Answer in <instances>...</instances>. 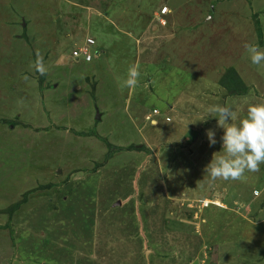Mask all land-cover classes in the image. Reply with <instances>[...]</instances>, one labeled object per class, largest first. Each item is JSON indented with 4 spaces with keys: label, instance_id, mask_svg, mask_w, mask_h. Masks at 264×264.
<instances>
[{
    "label": "rangeland",
    "instance_id": "1",
    "mask_svg": "<svg viewBox=\"0 0 264 264\" xmlns=\"http://www.w3.org/2000/svg\"><path fill=\"white\" fill-rule=\"evenodd\" d=\"M88 37L104 51L76 61ZM247 43L264 51V0H0V264H264V164L244 181L205 172L223 134L208 107L238 123L264 101ZM134 54L131 92L117 77ZM231 69L244 95L221 86Z\"/></svg>",
    "mask_w": 264,
    "mask_h": 264
},
{
    "label": "clouds",
    "instance_id": "2",
    "mask_svg": "<svg viewBox=\"0 0 264 264\" xmlns=\"http://www.w3.org/2000/svg\"><path fill=\"white\" fill-rule=\"evenodd\" d=\"M168 11V7L163 6L160 14H166ZM160 21L161 24L164 23L163 19ZM93 41L94 43L90 46H95V40L93 39ZM85 43L84 40L75 42L74 46L77 49L79 46L85 45ZM244 47L252 64L260 65L264 62V51L258 45L247 43ZM91 53L94 54L91 60L85 61L82 59V61L89 63L98 56L97 52L92 51ZM71 57L76 61L81 60L74 57L73 54ZM58 60L60 59L56 58V61ZM30 67L41 75L47 72L43 57L39 53H37L36 60ZM139 76V65H130L123 78L117 77L118 87L121 89H134L139 82ZM23 79L27 80L28 78L23 77ZM159 115V110L153 108L145 116V119L154 123L153 118ZM209 116L215 117L217 127L223 129L221 136L222 148L220 151L213 153L211 161L205 168V172L208 173L209 183L217 180L244 181L247 179L246 173L258 172L260 165L264 164V101L250 103L247 107L246 115L239 119L238 123L232 122L236 119V113L231 104H215L208 107L206 118ZM206 118L199 120L205 121ZM165 120L169 121L170 118L166 117ZM206 136L210 146L216 144L214 129H206Z\"/></svg>",
    "mask_w": 264,
    "mask_h": 264
},
{
    "label": "trees",
    "instance_id": "3",
    "mask_svg": "<svg viewBox=\"0 0 264 264\" xmlns=\"http://www.w3.org/2000/svg\"><path fill=\"white\" fill-rule=\"evenodd\" d=\"M63 19L65 20L64 17H63ZM258 23H259V22H258ZM257 32H258V36H259L260 39H261L262 34H261V29H260L259 24H258V27H257ZM260 43H261V41H260ZM261 45H262V44H261ZM74 49H76V47L74 46V44H72V45H71V50H70L71 52H70V53H72V51H73ZM90 49H91V52H92V51L97 52V53L100 52V48H99L98 45H96V44H95V46H90ZM101 52H102V51H101ZM71 55H72V54H71ZM99 55H100V53H99ZM99 55H98V56H99ZM80 59L82 60V58H80ZM37 73H38V72H37ZM39 75H41V74H39ZM220 83H221V86H222L223 88L226 89L228 95H244V94L247 92V88H246V87H242V88L240 87L241 79L239 78L238 74H236V72H235L233 69L229 70V74L226 75V77H225V74H224V77L222 78V80L220 81ZM145 116H146V114H143V119H144ZM145 120H146V119H145ZM5 121L8 122L9 120H5ZM146 121H148V120H146ZM3 122H4V121H3ZM149 122H150V121H149ZM80 134H82L83 136H86V135H93V136H95L96 138H98V139H100V140H101V138H102L101 135H99V134H97V133H94V132H91V131H88V132H86V133H80ZM102 139H103V138H102ZM104 142L106 143L107 147L109 148V151H108V154H107L108 157H109L110 155H112V153L118 151V149L123 150L121 146L113 145L112 143L108 142L107 140H105ZM135 148H137V150H141V149H143L142 146H141V147H134V146L132 147V146H131V149L134 150ZM143 150H144V149H143ZM132 181H133V180H132ZM36 189H37V187L25 191V192L22 194L21 199H19L18 201L12 203L11 205H9L7 208H5V209L2 210V211L11 213L12 211L17 210L21 205H23V203H25V200H26V196H27V194L30 193V191H31V192L35 191Z\"/></svg>",
    "mask_w": 264,
    "mask_h": 264
},
{
    "label": "crops",
    "instance_id": "4",
    "mask_svg": "<svg viewBox=\"0 0 264 264\" xmlns=\"http://www.w3.org/2000/svg\"><path fill=\"white\" fill-rule=\"evenodd\" d=\"M97 45V44H96ZM103 50V49H102ZM104 51V50H103ZM102 51V52H103ZM101 52V51H100ZM98 55H99V53H98ZM136 58V55L134 54L133 55V58L132 59H130L129 61H131V63H130V65H132V64H134V61L136 60L135 59ZM128 61V62H129ZM136 64H137V62H136ZM138 65H139V67L141 66V63L140 62H138ZM81 87H83L82 89H84L85 87H86V85L83 83V84H81V85H75V88H78V89H80ZM81 89V90H82ZM134 90H135V88H134ZM131 92H133V89H131L130 90ZM122 97L120 96V106L123 108V110H121V112H123V111H125L126 113H122V114H131L132 113V108H134L135 107V105H137V102H135L134 103V105L133 106H131V109H130V107H129V101L127 102L126 100H125V103H124V100H122L121 99ZM130 109V110H129ZM166 109L164 110V112L163 113H166ZM176 112V110H173L172 108H170V110H168L167 111V115H169V116H171V115H174V117H175V113ZM44 119H45V117H44ZM174 119V118H173ZM173 119H171V120H169V121H166L165 119L164 120H162L160 123H162V124H169V123H171V122H173ZM178 121H180L181 122V125H182V123L183 124H185V120H182V119H180V120H178ZM184 121V122H183ZM180 122H175L176 124H179ZM175 123L174 124H171V125H166L165 127H164V130L165 131H169L171 128L173 129L174 128V125H175ZM25 125H26V123H25ZM13 127L15 126V124L14 125H12ZM38 127H41V128H44V131H48L50 128H48L49 127V125H47V122H46V120H44L43 122H42V124L41 125H37ZM180 126V125H179ZM40 130V129H39ZM174 136V135H173Z\"/></svg>",
    "mask_w": 264,
    "mask_h": 264
},
{
    "label": "built area",
    "instance_id": "5",
    "mask_svg": "<svg viewBox=\"0 0 264 264\" xmlns=\"http://www.w3.org/2000/svg\"><path fill=\"white\" fill-rule=\"evenodd\" d=\"M94 41L92 38H87L86 43L83 46H79L77 49L73 50L72 54L77 59L82 58L85 61H89L92 58V53L89 49L90 45L93 44Z\"/></svg>",
    "mask_w": 264,
    "mask_h": 264
},
{
    "label": "water",
    "instance_id": "6",
    "mask_svg": "<svg viewBox=\"0 0 264 264\" xmlns=\"http://www.w3.org/2000/svg\"><path fill=\"white\" fill-rule=\"evenodd\" d=\"M118 203V202H117Z\"/></svg>",
    "mask_w": 264,
    "mask_h": 264
}]
</instances>
